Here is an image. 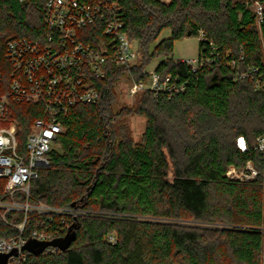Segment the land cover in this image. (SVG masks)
Segmentation results:
<instances>
[{
  "label": "trees",
  "instance_id": "trees-1",
  "mask_svg": "<svg viewBox=\"0 0 264 264\" xmlns=\"http://www.w3.org/2000/svg\"><path fill=\"white\" fill-rule=\"evenodd\" d=\"M45 1L0 0V59L9 39L45 32ZM109 1L121 7L138 60L129 68L111 64L97 81L101 99L63 117L65 131L50 152L51 165L31 185L32 203L88 213L71 218L76 238L68 249L46 254L24 248L23 264H264V152L255 149L264 136V89L239 76L252 66L264 72V0ZM256 2L263 7L261 22ZM96 27L90 40L101 32ZM165 29L170 36L152 48ZM200 30L207 41L200 40L198 56L211 53L210 42L220 56L194 71L174 58L175 41L188 32L198 37ZM156 58L162 59L156 67L161 79L179 77L186 90L167 98L146 89L137 105L116 109L117 83L129 73L145 79L143 69ZM33 106H17L25 129L37 116ZM131 115L147 120L139 142L131 136ZM239 136L248 140L246 151L236 144ZM248 161L260 170L256 179L227 175L230 166L243 168ZM7 217L21 220L23 214ZM54 218L30 213L24 236L43 223L60 225L61 216ZM17 235L0 216V238Z\"/></svg>",
  "mask_w": 264,
  "mask_h": 264
},
{
  "label": "built area",
  "instance_id": "built-area-1",
  "mask_svg": "<svg viewBox=\"0 0 264 264\" xmlns=\"http://www.w3.org/2000/svg\"><path fill=\"white\" fill-rule=\"evenodd\" d=\"M25 2L27 0H19ZM261 22L263 7L254 5ZM121 7L109 0H46L44 5L45 32L32 38L14 37L7 41L0 59V182L4 181V196L0 197V216L19 230V235L0 238V254L15 251L8 264H23L27 256L25 245L30 241L44 242L63 238L61 231L70 229L72 217L88 212L78 207H58L43 202L32 203L31 185L39 171L51 165L50 152L57 146L65 131L63 117L81 104L97 103L101 92L97 81L103 79L111 64L131 67L138 60L135 40L129 37L120 15ZM94 26L101 32L90 40ZM96 27L95 30L98 28ZM198 38L207 41L203 30ZM211 53L202 57L181 58L192 70L211 67L220 56L219 48L210 42ZM235 66V61L231 62ZM148 76L136 80L129 73V90L132 95L151 89L157 95L172 98L186 90L179 77L160 75L147 67L142 71ZM253 80L257 89H264V72L252 66L239 75ZM32 104L34 117L28 129L21 125L17 106ZM237 146L248 149L245 136L236 139ZM255 149L264 152V136L257 139ZM227 175L237 180H253L260 170L252 161L238 168L234 165ZM21 212L23 218L8 219V214ZM61 216V224L32 230L24 236L29 224V214ZM69 231V230H68ZM114 241L115 236L110 235ZM63 250L49 245L46 254Z\"/></svg>",
  "mask_w": 264,
  "mask_h": 264
},
{
  "label": "rangeland",
  "instance_id": "rangeland-1",
  "mask_svg": "<svg viewBox=\"0 0 264 264\" xmlns=\"http://www.w3.org/2000/svg\"><path fill=\"white\" fill-rule=\"evenodd\" d=\"M171 32L170 29H165L160 37L154 42L152 48L160 42L163 38L170 36ZM135 47L138 48V43H135ZM200 50V39L197 36H186L184 38L178 39L175 41V48H174V58H194L197 57ZM161 58L154 59L147 69L154 70L159 63L161 62ZM117 90V102L115 103L114 107L116 109H120L123 106H134L140 102L142 94L132 95L129 90V82L126 79H121L119 83L116 85ZM128 125L131 130V136L135 142H139L142 140L143 134L145 132V128L147 125V120L145 117L140 115H131L128 117ZM172 176V173H171ZM246 181V180H242ZM169 222H176L179 224H185L186 226H199L204 229H211L214 228L213 224H202L201 222H197L194 220L185 221V220H168ZM231 260V259H230ZM229 260V261H230ZM235 264V263H234Z\"/></svg>",
  "mask_w": 264,
  "mask_h": 264
},
{
  "label": "water",
  "instance_id": "water-1",
  "mask_svg": "<svg viewBox=\"0 0 264 264\" xmlns=\"http://www.w3.org/2000/svg\"><path fill=\"white\" fill-rule=\"evenodd\" d=\"M188 36H191V32H188ZM73 228L74 225L70 227L69 232L63 238L44 242L29 241L24 248L35 253H41L49 245L59 246L62 250H66L69 248L72 241L76 238V233ZM14 253L15 251L0 254V264H8L9 257Z\"/></svg>",
  "mask_w": 264,
  "mask_h": 264
},
{
  "label": "crops",
  "instance_id": "crops-1",
  "mask_svg": "<svg viewBox=\"0 0 264 264\" xmlns=\"http://www.w3.org/2000/svg\"><path fill=\"white\" fill-rule=\"evenodd\" d=\"M170 32H171V30H170ZM181 58H179V59H176V60H180Z\"/></svg>",
  "mask_w": 264,
  "mask_h": 264
}]
</instances>
